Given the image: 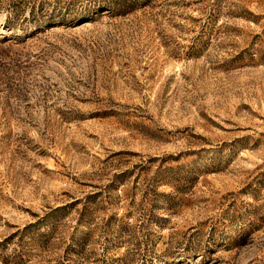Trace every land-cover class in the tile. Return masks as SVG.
I'll list each match as a JSON object with an SVG mask.
<instances>
[{
  "label": "rangeland",
  "instance_id": "374dc122",
  "mask_svg": "<svg viewBox=\"0 0 264 264\" xmlns=\"http://www.w3.org/2000/svg\"><path fill=\"white\" fill-rule=\"evenodd\" d=\"M0 264H264V0H0Z\"/></svg>",
  "mask_w": 264,
  "mask_h": 264
}]
</instances>
